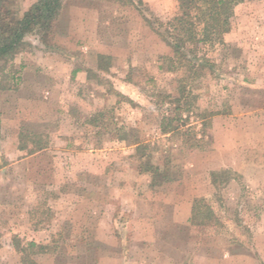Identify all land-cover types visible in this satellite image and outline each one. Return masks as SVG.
I'll list each match as a JSON object with an SVG mask.
<instances>
[{"label": "rangeland", "instance_id": "obj_1", "mask_svg": "<svg viewBox=\"0 0 264 264\" xmlns=\"http://www.w3.org/2000/svg\"><path fill=\"white\" fill-rule=\"evenodd\" d=\"M35 1L4 4L18 17ZM177 13L63 0L0 62V264H264V0L235 6L213 67L187 82L145 21ZM200 199L220 226L190 222Z\"/></svg>", "mask_w": 264, "mask_h": 264}, {"label": "trees", "instance_id": "obj_2", "mask_svg": "<svg viewBox=\"0 0 264 264\" xmlns=\"http://www.w3.org/2000/svg\"><path fill=\"white\" fill-rule=\"evenodd\" d=\"M63 0H36L22 16H16L0 0V62L12 59L26 46V36L31 33L42 34L50 28L53 18L58 14ZM244 0H176L178 13L165 22L155 19L152 21L145 17L147 25L153 29L171 49V55L163 57L167 61V71L183 70L185 76L180 82L197 79L204 76V71L213 67V62L206 56V49L212 48L218 43H223V36L230 30V21L234 8ZM186 86H180V98L184 96ZM180 100V99H178ZM103 120L104 113L97 110L96 116L91 121ZM167 124L161 129L163 132L176 129L172 119L165 117ZM103 127L112 135L120 138L123 129L115 122L107 121ZM39 143L30 152L39 151L46 144ZM137 145V149L144 148ZM141 171L158 173L157 166H146L144 162L139 167ZM227 180V179H226ZM190 222L200 227H218L220 218L214 212L212 206L204 199L196 200L192 208ZM30 246H36L35 242H29ZM45 246L39 245V248ZM23 249V248H22ZM22 251V250H21ZM30 263V261H29ZM33 263V262H31Z\"/></svg>", "mask_w": 264, "mask_h": 264}, {"label": "crops", "instance_id": "obj_3", "mask_svg": "<svg viewBox=\"0 0 264 264\" xmlns=\"http://www.w3.org/2000/svg\"><path fill=\"white\" fill-rule=\"evenodd\" d=\"M19 151H23L24 148H19V147H16ZM42 150H45V149H42Z\"/></svg>", "mask_w": 264, "mask_h": 264}]
</instances>
